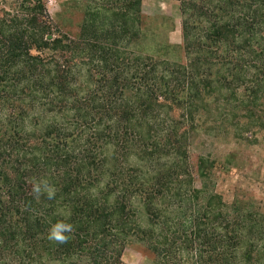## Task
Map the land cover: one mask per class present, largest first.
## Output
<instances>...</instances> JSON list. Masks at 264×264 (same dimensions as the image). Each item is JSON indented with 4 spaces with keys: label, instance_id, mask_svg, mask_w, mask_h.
<instances>
[{
    "label": "trees",
    "instance_id": "obj_1",
    "mask_svg": "<svg viewBox=\"0 0 264 264\" xmlns=\"http://www.w3.org/2000/svg\"><path fill=\"white\" fill-rule=\"evenodd\" d=\"M176 1L186 63L146 45L142 0H62L74 35L0 0V264H264V213H228L189 155L214 108L264 119V0Z\"/></svg>",
    "mask_w": 264,
    "mask_h": 264
},
{
    "label": "rangeland",
    "instance_id": "obj_2",
    "mask_svg": "<svg viewBox=\"0 0 264 264\" xmlns=\"http://www.w3.org/2000/svg\"><path fill=\"white\" fill-rule=\"evenodd\" d=\"M142 1L148 34L150 32L146 45L169 44L174 48L163 58L186 63L179 2ZM61 3L62 0H46L54 24L64 33L77 34L82 13L77 8L61 6ZM236 113L234 106L227 109L221 106L197 119L196 129H191L190 162L196 174L203 166L209 176L204 180L205 186L222 197L228 213L233 215L240 209L258 215L264 213V119L247 120L243 110L235 118ZM200 183L199 180L197 185ZM123 263L153 264V261L145 250L128 246Z\"/></svg>",
    "mask_w": 264,
    "mask_h": 264
},
{
    "label": "clouds",
    "instance_id": "obj_3",
    "mask_svg": "<svg viewBox=\"0 0 264 264\" xmlns=\"http://www.w3.org/2000/svg\"><path fill=\"white\" fill-rule=\"evenodd\" d=\"M36 191L39 192L40 189L39 187L36 188ZM49 196L51 197V193H49ZM69 227L68 225H58L54 230H53V234L54 236L55 235H58V233L60 232V230H69ZM61 239H63V237H60Z\"/></svg>",
    "mask_w": 264,
    "mask_h": 264
}]
</instances>
